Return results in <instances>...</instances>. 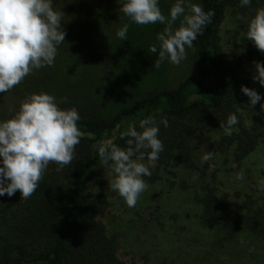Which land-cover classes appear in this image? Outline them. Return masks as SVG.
I'll list each match as a JSON object with an SVG mask.
<instances>
[{
  "label": "trees",
  "instance_id": "1",
  "mask_svg": "<svg viewBox=\"0 0 264 264\" xmlns=\"http://www.w3.org/2000/svg\"><path fill=\"white\" fill-rule=\"evenodd\" d=\"M199 2L215 15L195 41L192 73L174 83L165 67L144 66L152 41L146 32L145 41L120 50L116 33L131 22L119 11L123 0H53L64 13L65 41L53 66L0 93V122L26 96L44 92L66 98L62 109L78 110L84 136L71 164L61 171L49 164L29 199L19 191L0 196V264H128L118 253L120 235L110 232L122 227H134L142 239L138 264H264V86L252 79L253 62L264 64V53L246 38L264 0ZM228 11L234 21L226 45L220 28ZM132 80L147 88L136 93ZM241 86L261 95L254 107ZM105 93H112L110 108L90 109ZM112 97L128 98L115 105ZM233 113L239 122L225 134L220 124ZM149 116L159 124L164 150L144 177L149 187L137 208H129L109 189L114 174L94 146L111 139L126 147L121 133ZM208 152L212 159L202 162ZM144 199L148 215L141 217Z\"/></svg>",
  "mask_w": 264,
  "mask_h": 264
},
{
  "label": "clouds",
  "instance_id": "2",
  "mask_svg": "<svg viewBox=\"0 0 264 264\" xmlns=\"http://www.w3.org/2000/svg\"><path fill=\"white\" fill-rule=\"evenodd\" d=\"M250 4L251 0H241V6ZM119 11L138 25H164L156 36L159 42L156 68L165 60L179 66L187 58L186 49L193 47V42L204 34L215 15L214 11L205 12L201 5L190 0H175L168 16L162 13L159 0H123ZM63 17L62 11L54 9L53 0H0V93L21 84L34 70L53 66L58 46L65 41ZM178 20V27H174ZM128 29L129 25L124 24L117 31V37L127 40ZM246 38L264 53V8L257 9L248 21ZM149 51L157 53V46L152 45ZM253 63L256 74L252 79L264 86V64ZM241 91L249 97L250 108L261 100L254 89L241 86ZM66 102V98L60 101ZM260 107L264 111V104ZM80 119L75 107L61 109L51 94L41 92L26 96L16 114L0 122V196L11 197L19 191L21 199L27 200L39 187L49 164H57V171L71 164L84 136L78 126ZM238 122L233 113L220 128L230 134ZM159 123L168 126L166 117ZM158 137L159 124L149 116L140 120L138 127L135 122L130 123L121 133V139L127 138L126 147L117 146L111 139L94 146L99 162L114 174L108 183L109 189L117 192L129 208L136 206L149 187L144 177L151 176L150 167L155 166L164 150ZM212 157L213 153L208 152L202 156V162ZM259 186L264 190V180Z\"/></svg>",
  "mask_w": 264,
  "mask_h": 264
},
{
  "label": "rangeland",
  "instance_id": "3",
  "mask_svg": "<svg viewBox=\"0 0 264 264\" xmlns=\"http://www.w3.org/2000/svg\"><path fill=\"white\" fill-rule=\"evenodd\" d=\"M175 2V0H163L162 5L159 7L161 8L162 13L165 16H168L169 14V10L171 8V6L173 5V3ZM191 3H196L200 5L199 0H190ZM182 19V18H181ZM233 16L229 15V11L227 12V14H225L224 19L222 21L221 24V28H220V33L222 34V38H224L225 40V44L228 45V40H229V29L232 28L233 26ZM179 25V20L176 22V25H174V27H178ZM164 25H161L159 23L157 24H149V25H138L133 23L132 21L129 23V29L127 32V40H120L119 39V44H122L120 46V50L126 49V45L127 44H131L133 40H138L139 38H142L141 40L145 41V32L146 34L152 38L151 41V46L152 45H156L157 46V53H151L149 51L150 47H148V51H146V57H147V61L144 63V66L147 65H153L154 66V62L155 60L158 58V52H159V42L156 39L157 33L161 32L163 30ZM125 44V45H124ZM193 47L192 48H187V58L185 60H183L181 62V64L179 66H175L173 64H171L168 60H165V62L160 66V67H165L167 69V73H165V76L168 74L167 78L168 80H171L172 82L176 83L179 80H181L182 78H184L186 75L192 73V67H193V60H194V53H195V41L193 42ZM114 79H116V75L113 76ZM119 79V78H118ZM133 79V78H132ZM147 82V81H146ZM133 85H137L134 89L135 92H142L145 88H147V84H144L143 81L138 82L135 80H132ZM132 89V87H131ZM138 89V90H137ZM133 90V89H132ZM110 95L112 96V93H110ZM108 94L105 93L104 96L100 97L98 99V102L94 103L90 109L92 110H97V106H99L100 108L104 109V108H110V101L108 100L109 96ZM128 97H124L122 99H113L112 97V101L111 103L116 105V102L119 101V103L126 101ZM58 106L62 109V107L60 106V101L59 99L56 97ZM125 205L126 202H124ZM149 202L147 199H144L143 203H142V207L138 206L139 208L137 209L138 214L141 215V217H146L147 211H146V207L148 206ZM133 208H137V204L135 207ZM108 224V221L106 220V225ZM108 228H110L109 225H107ZM110 232H116L120 235V245H119V256L120 258L126 260L128 262V264H130V261L132 263H137V256H139V253L135 250L137 248V250L140 248V243L142 242V239L137 238L136 240V233L137 230L133 227L129 228L128 227H122V228H117L116 230H111L110 228ZM194 241H200V237L195 235V240ZM197 245V249H201V242L196 243ZM194 246V247H196ZM193 250H195L193 248ZM215 254H218L217 252H215ZM232 262V261H231Z\"/></svg>",
  "mask_w": 264,
  "mask_h": 264
}]
</instances>
